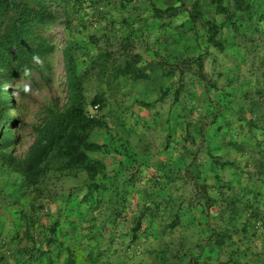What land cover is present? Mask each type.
I'll return each instance as SVG.
<instances>
[{"label":"rangeland","instance_id":"374dc122","mask_svg":"<svg viewBox=\"0 0 264 264\" xmlns=\"http://www.w3.org/2000/svg\"><path fill=\"white\" fill-rule=\"evenodd\" d=\"M49 11L24 43L34 50L28 65L0 69L8 90V104L0 102V264H17L19 249L41 246L56 221V235L76 249L73 264H185L176 250L183 230L221 226L231 215L200 205L193 184L219 183L208 195L235 199L233 181L242 164L252 166L251 147L264 138V121L249 107H264V0H54ZM15 16L0 14V41ZM120 42L142 56L146 77L108 81L99 74L92 59L103 48L117 52ZM65 49L83 75L86 111L103 125L93 131L103 147L88 154L101 158L106 172L92 191L61 157L35 181L23 169L50 112L68 104ZM97 94L104 96L95 108ZM217 156L232 164L219 166ZM128 178L134 184L122 190ZM168 197L180 202L157 209ZM236 205L242 217L260 208ZM147 206L152 211L137 223ZM188 212L200 215L192 220ZM263 223L232 221L223 249H208L205 258L231 264L235 237Z\"/></svg>","mask_w":264,"mask_h":264},{"label":"trees","instance_id":"16d2710c","mask_svg":"<svg viewBox=\"0 0 264 264\" xmlns=\"http://www.w3.org/2000/svg\"><path fill=\"white\" fill-rule=\"evenodd\" d=\"M54 0H0V14L13 10L16 16L12 19L9 29L0 41V69L10 68L13 61H16L17 69H22L28 65L34 50L25 49L24 43L36 36V28L38 22H44L48 16L50 17L49 5ZM130 1V0H129ZM239 2V0H237ZM177 13V12H176ZM175 13V14H176ZM117 46V52L109 48H103L98 55L92 59V64L99 68V74L104 76L108 81L117 79L120 75H129L132 78H142L147 75L143 73L141 68L142 56L130 50L128 44L120 42ZM16 48V53L12 56V52ZM66 73L68 80V104L64 109L52 110L47 121L42 126L39 134L33 143L28 157L24 161V173L33 181L43 172V168L49 160L55 156L63 158L65 165L75 170V176L79 182H84L90 191L99 188L100 181L106 172V164L101 158H93L89 156L88 151L99 150L103 144L93 140V131L96 127H102V122L90 116L85 108V96L83 87V75L74 69L73 61L70 59V52L65 49ZM120 53V54H118ZM118 54V55H117ZM117 55V57L115 56ZM113 88V87H107ZM248 94V93H246ZM8 90L0 82V102L8 104L6 96ZM103 94H97L92 99V104L96 105L103 101ZM249 96V95H247ZM249 99V97H247ZM0 103V121L3 122L2 112L5 105ZM249 107L258 120L264 121V107L257 101H249ZM256 109L258 111H256ZM255 119V120H256ZM264 135V129L263 133ZM264 138L257 140V144L251 147V159L255 168L256 180L264 184ZM62 162V161H61ZM219 166L232 164V161L221 159L217 156L214 160ZM129 181V182H127ZM122 190H126L129 184H134L130 178L126 179ZM195 184L199 186V182ZM203 186V185H202ZM118 189L114 186L112 191ZM201 189V188H199ZM198 189V193L200 190ZM127 191H125L126 193ZM117 193V192H116ZM125 193L122 198L125 199ZM202 196L206 197L205 203L212 205L213 200L208 196L206 188L201 189ZM178 198L168 197L160 201L157 209L162 206L165 210L176 205ZM210 201L212 203H210ZM223 213L229 211L231 215H235L239 208L237 200L227 199L223 201ZM257 210V209H255ZM152 211V207L147 206L136 216L137 223ZM234 218L223 219V227L215 234L218 243H224L231 234L229 233V224ZM172 226H176L180 219L177 215L172 216ZM56 221L46 233L41 246L35 243L19 249L21 258L17 257V264H73L76 261V249L66 244L56 235ZM136 236V235H134ZM56 254V257L53 255ZM88 255H91L89 252ZM63 256L62 258H60Z\"/></svg>","mask_w":264,"mask_h":264},{"label":"crops","instance_id":"0c3cea01","mask_svg":"<svg viewBox=\"0 0 264 264\" xmlns=\"http://www.w3.org/2000/svg\"><path fill=\"white\" fill-rule=\"evenodd\" d=\"M247 86L248 85H246V87ZM221 91H223V89H221ZM241 166L244 169V172L239 175L238 179H235L233 181V185L231 186V189H233L234 195L233 194L232 195L237 200L236 203L241 204L244 201L245 203H248L253 207L254 204L260 202V208L259 209L256 208L257 210H255L254 213L253 208L255 207L253 208L248 207V209L251 210L252 212H247L248 214L245 217L244 216L242 217V213H240L239 211L233 216L232 215H227V217L222 216L221 226L213 225L212 227L209 228L208 226L205 225L203 226L202 229L201 227L202 225L199 224L200 228L198 230L184 229L183 232L185 233V235H184L183 243L180 245H176V250L181 249L183 258L181 257L180 258L183 260L185 264H209V263L225 264V260H228V258L219 259L220 261L219 260L213 261L205 258L208 249H214L215 251H217L218 248L223 249V246L227 239H225L224 243H218L215 238V234H217L221 229H224L222 228L224 225L223 219L234 218L232 221L234 220L236 221V219L238 220L249 219V220H259V221L263 220L264 222V184L261 181L256 180L255 168L253 167V164L251 167H248V165L245 166L243 164ZM198 182L200 183L198 187L196 184L195 185L193 184L195 188L193 198L200 205H204L207 198L202 196L201 189L203 188V186L206 188V192L209 186H211V188H215V191L217 192L218 188H221V185H219V183H215V185H211V184L209 185L207 182H203V181H198ZM198 189L200 190V193L196 194L198 193ZM208 196L213 199L211 200L213 202L212 206L219 205L220 207L223 208L224 202L223 201L219 202L217 195L216 197H212L210 195ZM211 201L210 203H212ZM205 205H207V203H205ZM221 214L224 213L221 211ZM183 215H185V218L194 220V219H198V216L200 214L188 212ZM177 225H179V223ZM196 233L199 234L203 233L204 236L203 239L200 237L199 238L193 237ZM229 233L231 234L230 228H229ZM235 240L236 241H234V246L238 248V251L237 253L232 254L231 262H230L231 264H264V223L263 225L261 226L258 225L253 229H248V227H246L245 230H241L240 236L237 239L235 237ZM176 261H177L176 263H178L177 259Z\"/></svg>","mask_w":264,"mask_h":264},{"label":"built area","instance_id":"2783aa9c","mask_svg":"<svg viewBox=\"0 0 264 264\" xmlns=\"http://www.w3.org/2000/svg\"><path fill=\"white\" fill-rule=\"evenodd\" d=\"M95 108H98V104L94 105Z\"/></svg>","mask_w":264,"mask_h":264}]
</instances>
